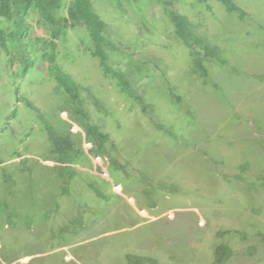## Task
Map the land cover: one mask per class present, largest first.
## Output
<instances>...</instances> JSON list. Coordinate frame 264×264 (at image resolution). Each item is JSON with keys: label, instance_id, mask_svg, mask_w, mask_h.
Here are the masks:
<instances>
[{"label": "rangeland", "instance_id": "obj_1", "mask_svg": "<svg viewBox=\"0 0 264 264\" xmlns=\"http://www.w3.org/2000/svg\"><path fill=\"white\" fill-rule=\"evenodd\" d=\"M72 4L0 17V264H264V0Z\"/></svg>", "mask_w": 264, "mask_h": 264}, {"label": "trees", "instance_id": "obj_2", "mask_svg": "<svg viewBox=\"0 0 264 264\" xmlns=\"http://www.w3.org/2000/svg\"><path fill=\"white\" fill-rule=\"evenodd\" d=\"M63 0H0V17H9L12 9L20 17L22 23L25 22L26 14L33 7L41 11L47 22L58 24L56 22V14L60 9ZM91 0H73L70 8V14L73 13L83 18L90 28L94 37H97L98 25L100 20L94 15L91 9Z\"/></svg>", "mask_w": 264, "mask_h": 264}]
</instances>
